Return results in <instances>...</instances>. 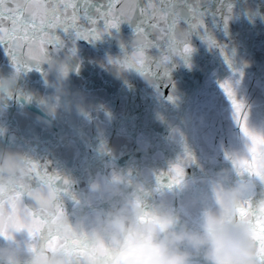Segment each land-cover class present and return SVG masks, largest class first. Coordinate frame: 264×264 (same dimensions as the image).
<instances>
[{"label": "water", "instance_id": "1", "mask_svg": "<svg viewBox=\"0 0 264 264\" xmlns=\"http://www.w3.org/2000/svg\"><path fill=\"white\" fill-rule=\"evenodd\" d=\"M203 2L209 32L224 46L232 68L243 69L237 95L249 106V125L264 131V0H224L233 6L227 29L217 11L221 0ZM202 36V30L193 32L191 53L172 57L169 75L155 78L112 62L126 52L131 56L128 22L97 39L73 35L74 56L65 36L57 63L44 62L40 70L17 73L0 45V76H16L10 87L0 88V150L21 151L46 163L67 177L75 192L95 174L113 169L149 170L154 183L184 157L186 144L194 156L183 163L186 178L206 183L227 165L225 153L240 140L219 87L220 81L239 76L220 47H210Z\"/></svg>", "mask_w": 264, "mask_h": 264}, {"label": "clouds", "instance_id": "2", "mask_svg": "<svg viewBox=\"0 0 264 264\" xmlns=\"http://www.w3.org/2000/svg\"><path fill=\"white\" fill-rule=\"evenodd\" d=\"M61 48L44 62L56 64ZM15 74L0 76L10 87ZM241 134L227 165L206 183L186 178L168 187L150 181L151 172L113 169L97 173L86 188L62 201L63 211L47 216L49 246L26 234L0 236V264H257L256 238L264 225V144ZM30 159L0 150V190L10 193L30 180ZM248 161L246 164L232 161ZM254 201L259 224L237 209Z\"/></svg>", "mask_w": 264, "mask_h": 264}, {"label": "snow or ice", "instance_id": "3", "mask_svg": "<svg viewBox=\"0 0 264 264\" xmlns=\"http://www.w3.org/2000/svg\"><path fill=\"white\" fill-rule=\"evenodd\" d=\"M217 11L222 14L227 29L232 4L221 0ZM206 15L203 0H0V45L11 57L17 73L32 68L40 70L48 51L54 47H66L65 36L71 39L68 52L74 56L73 35L86 40L97 39L102 32L128 22L133 26L131 56L126 52L122 59L112 61L122 69H134L150 78L168 76L169 61L172 57L186 58L191 53L189 40L198 30L203 31L202 39L210 47H220L232 68V59L224 51V46L218 45L208 30ZM61 70L67 74L66 66ZM232 70L239 79L222 80L219 87L230 102L233 119L240 134L250 142L249 151L255 159L256 146L264 144V131L250 127L249 106L237 95V85L242 82L244 72L242 68ZM169 100L174 97L169 96ZM228 156L226 152L225 158ZM193 159L185 144L184 157L178 158L167 172H161L156 177L157 184L172 187L182 183L185 177L183 163ZM237 163L246 164L248 161H232L234 166ZM29 165V183L18 185L7 194L0 190V236L21 233L51 246L56 238L45 232L47 216L63 211L62 201L74 195L72 184L59 172L50 171L46 163L30 160ZM237 213L240 217H247L249 222L259 224L253 200L239 207ZM258 231L257 264H264V225H260Z\"/></svg>", "mask_w": 264, "mask_h": 264}]
</instances>
